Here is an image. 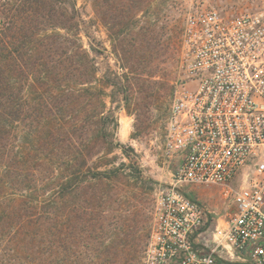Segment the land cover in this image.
Returning a JSON list of instances; mask_svg holds the SVG:
<instances>
[{"label": "trees", "instance_id": "16d2710c", "mask_svg": "<svg viewBox=\"0 0 264 264\" xmlns=\"http://www.w3.org/2000/svg\"><path fill=\"white\" fill-rule=\"evenodd\" d=\"M92 1L114 54L121 50L123 67L139 70L135 83L113 84L127 103L130 85L145 91L149 0ZM66 2L0 0V230L16 227L11 239L86 223V202L102 211L124 166H110L117 156L107 153L123 148L109 126L118 122L106 112L93 48L80 43L75 4Z\"/></svg>", "mask_w": 264, "mask_h": 264}, {"label": "built area", "instance_id": "2783aa9c", "mask_svg": "<svg viewBox=\"0 0 264 264\" xmlns=\"http://www.w3.org/2000/svg\"><path fill=\"white\" fill-rule=\"evenodd\" d=\"M181 51L163 143L178 163L155 195L143 263L264 264V3L190 11ZM184 186L219 188L225 213Z\"/></svg>", "mask_w": 264, "mask_h": 264}, {"label": "rangeland", "instance_id": "374dc122", "mask_svg": "<svg viewBox=\"0 0 264 264\" xmlns=\"http://www.w3.org/2000/svg\"><path fill=\"white\" fill-rule=\"evenodd\" d=\"M66 1L68 8L75 4L80 43L85 49L93 48L90 55L96 63L98 84L105 90L106 112L118 122L116 129L111 121L109 126L114 132L113 140L121 142L123 148L114 147L107 153L108 157L117 156L110 166H119L120 162L124 166L111 179L103 210L86 202L83 216L86 223H72L75 230L63 229L59 233L43 229L34 240L29 239L31 234L25 239L21 235L11 239L17 235L16 227L0 230V264H144L155 195L172 181L178 163L177 159L168 163L163 154L167 112L159 105L166 103L168 111L184 77L181 34L185 18L190 11L207 6H214L224 14L255 10L264 0H149L145 20L150 45L141 50L148 58L143 67L148 75L143 76L144 82L140 80L145 91L130 85L127 103L123 91L113 84L120 82L126 86L128 79L135 83L137 66L132 69L135 71L129 69L132 63L124 68L122 51L119 50L118 56L114 54L109 31L92 0ZM140 15L141 12L138 17L144 19ZM183 189L217 215L225 213L228 200L219 188L184 186Z\"/></svg>", "mask_w": 264, "mask_h": 264}]
</instances>
